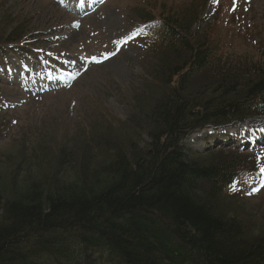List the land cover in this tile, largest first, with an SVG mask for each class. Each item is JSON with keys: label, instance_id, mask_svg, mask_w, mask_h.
Wrapping results in <instances>:
<instances>
[{"label": "rangeland", "instance_id": "374dc122", "mask_svg": "<svg viewBox=\"0 0 264 264\" xmlns=\"http://www.w3.org/2000/svg\"><path fill=\"white\" fill-rule=\"evenodd\" d=\"M196 8L201 16L193 29L208 37L220 57L261 59L264 0H101L77 14L60 0H0V39L22 26L27 38L4 45L25 52L8 51L0 62L2 199L34 185L48 194L94 179L116 149L132 141L145 146L146 114L165 91V71L159 34L147 29L138 12L180 19ZM31 65L35 76H15ZM208 83L198 76L194 84ZM263 128L264 116H251L243 125L207 128L183 142L210 148L193 151L209 162L236 160V177L219 207L237 217L248 236L264 235V146L249 152L229 142Z\"/></svg>", "mask_w": 264, "mask_h": 264}, {"label": "trees", "instance_id": "16d2710c", "mask_svg": "<svg viewBox=\"0 0 264 264\" xmlns=\"http://www.w3.org/2000/svg\"><path fill=\"white\" fill-rule=\"evenodd\" d=\"M143 11L159 32L165 71V91L146 114L149 142L116 149L94 179L0 195V264H264V235L248 236L219 207L236 160L209 162L182 144L198 129L264 115V50L261 59L220 57L193 29L198 8L180 19ZM22 28L0 39V58L4 45L26 41ZM198 76L208 87L195 86Z\"/></svg>", "mask_w": 264, "mask_h": 264}]
</instances>
